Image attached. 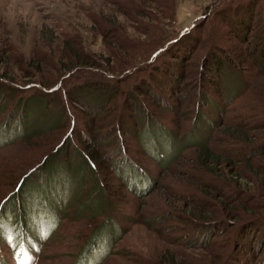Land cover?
<instances>
[{"label":"rangeland","instance_id":"rangeland-1","mask_svg":"<svg viewBox=\"0 0 264 264\" xmlns=\"http://www.w3.org/2000/svg\"><path fill=\"white\" fill-rule=\"evenodd\" d=\"M155 1L0 0V69L7 72L0 77L2 85L20 86L21 97H36L58 86L51 91L50 97H54L59 104L55 107L53 102L50 103L48 113L55 108L65 109L64 119H61L63 126H44L41 131L39 118L34 121L29 135L15 136L11 141L8 136H4L5 140L0 139V202L9 198L20 181L56 149L60 157L67 152L66 164L79 162L78 155L85 154L91 158V153H94V169L104 189L98 191V196L107 197L110 202L106 215L102 212L103 208L93 214L95 203L91 202V198L97 193L91 192L92 176L83 172L84 176L80 178L74 170H71L72 175L64 173V181L60 182V186L59 182L56 183L58 192L53 187V181V189L45 199L33 195L27 209L29 213H23L25 221L22 217L10 215V211L3 215L0 221V264H75L77 255L95 227L110 219L109 222L113 221L116 229L123 230V233L113 240L117 234L114 230L111 238L101 241L99 249L89 253V261L85 259V264H233L231 260L226 263L230 255L239 254L246 262L251 261L252 255L255 261L264 255V245L257 247L254 243L252 253L249 252L251 254L236 251V221L225 212L238 205L231 200L227 202L225 198L216 199L208 184L198 183L196 175L204 172L194 162L195 146L184 148L175 162L165 160V163H159L144 153V147L136 137L124 136L130 158L154 179L144 192L139 193L129 188L128 179L117 175L108 140L97 145L99 139L88 140L78 135L80 129L82 131V123L86 126L85 120L87 130L90 129V120L76 117V106L69 103L63 88L86 77L81 78L74 73L63 79L66 74L61 75L59 55L62 51L66 53L64 44L78 38L85 51L100 58L103 68L98 73L103 74L101 77L109 76L111 72L117 80H121V76L128 75L129 80L124 81L123 87L126 85L127 89H131L132 79L140 74L138 71L145 66L150 53L169 37H176L189 28L193 36L200 37V42L195 45L185 69L191 65L200 68L211 42L220 49H229L228 44L233 42L228 40L231 29L221 18L225 13L223 8L229 3L240 4L245 0ZM257 3L256 13L263 7V1L258 0ZM214 35L222 36V40L215 39ZM107 59L118 70H109ZM30 61H34L32 65H29ZM243 67V76L249 86L242 96L231 101L225 113H220L223 123L229 120L233 124L231 127L243 118L264 117V75L249 72L247 64ZM243 81L239 80L240 83ZM23 88L30 89L23 91ZM197 94L198 91H195L191 102L178 103L169 112L159 108L158 97L145 96V101L153 111L162 113L167 127L177 131L178 138L184 143L193 123L194 109L199 103ZM114 100L106 105V111L113 109L114 113L119 112L113 105ZM1 103L4 105L0 108V123L10 114L12 102L5 96ZM120 106L121 103L118 108ZM203 110L209 113L210 120L216 121L220 116L215 114L212 104ZM104 116H107L105 111L101 113V117ZM220 131L221 128L216 130L219 141L216 143L215 140L213 147L222 146L229 136ZM201 132L203 136L207 134L205 128ZM73 154L76 157L74 160L71 159ZM169 156L166 158L172 159L171 154ZM257 163H261L264 170V155L256 157L251 165ZM244 173L247 175L241 180L240 188L250 187L252 193L255 190L260 195L257 203L264 207V177L250 176L249 169ZM203 177L207 182L214 181ZM221 177L226 178L224 175ZM222 180L216 178V181ZM246 181L251 182L245 184ZM220 182H217V194L224 196L232 193V190L229 192L231 184ZM239 184L235 183L236 186ZM202 200L205 202L198 204Z\"/></svg>","mask_w":264,"mask_h":264},{"label":"trees","instance_id":"trees-1","mask_svg":"<svg viewBox=\"0 0 264 264\" xmlns=\"http://www.w3.org/2000/svg\"><path fill=\"white\" fill-rule=\"evenodd\" d=\"M147 1L156 2L155 0ZM259 1H263V7L257 13L255 6L258 4V0H251V2L245 0L241 1L240 4L228 2L229 5L223 8L225 13L221 15V18L230 27L231 34L228 40L229 43L233 42L232 45L228 44L229 49L224 47L220 49L211 42L208 54L202 60L200 68L197 65H191L185 69L195 45L200 42V37L196 34L193 36L192 31H190L191 28H189L178 33L176 37H169L163 45L150 53L148 60L144 63L145 66L138 71L140 74L132 79L131 89H127L126 85L123 87L124 81L129 80L128 75L121 76V80H117L111 72L108 73L109 76L101 77L103 74L98 73L102 67L99 63L100 58L85 51L78 38L64 44L66 53L62 51L59 55V60L62 63L61 75L66 74L63 79L74 73L81 78L82 76L86 77L83 80L79 79V82L69 83L63 88L64 93L67 92L69 103L71 102L77 107L73 106L77 111L76 117L82 119L83 116L90 120L88 124L90 129L87 130V121L85 120L86 126L82 123V131L80 129L78 135L81 134L83 138L88 140L99 139L97 145H100L103 140H108L107 142L112 147V158L117 175L128 179L129 188L139 193L144 192L149 187V183L154 182V179L130 158L124 136L133 135L136 137L141 147H144V153L159 163H165V160L175 162L181 157L184 148L195 146L194 162L204 172L201 175H196L198 183L206 186L208 184L216 199L218 197L225 198L227 202L231 200L238 205V207L231 206L223 212L226 211L225 213L236 221L235 237L238 238L236 251H239L240 254L252 253V243L257 247L264 245V207H261L260 203L256 201L260 195L254 189L253 194L250 187L248 189L247 186L240 188L241 180L247 175L244 173L246 169H249L252 177H264L261 163L251 165L256 157L264 155V117L243 118L231 127L233 124L229 120H225L223 123V119H220L223 116L220 113H225L231 101L242 96L249 86L248 81L243 76V64H247L246 69L249 72L264 75V0ZM167 6L170 8L168 3ZM219 13L218 17L220 18ZM214 37L217 40H222V36L214 35ZM107 61L109 70H118L111 60L107 59ZM33 62L30 61L29 65H32ZM95 68L96 70H93ZM0 72H2L0 73L1 78L7 73L3 68L0 69ZM239 77L244 80L242 83L239 82L241 80L238 79ZM159 82L160 84H158ZM2 84L3 82L0 81V108L1 105H4L1 102L5 96H8L12 104L10 114L0 123V139L5 140L8 136L11 141L15 136L29 135L30 129L34 127V121L39 118V123H41L38 127L41 131L46 127H52L53 124L55 126L64 125V121L61 122V119H64L63 112L65 109L55 108L54 113L53 111L48 113L50 103L53 102L55 107L59 104V101L57 103L54 97H50L51 91H54L58 86L43 91L36 97H21L19 94L21 93L19 91L20 86L8 84L4 86ZM31 88L33 89V87ZM40 88L36 89L40 90ZM28 89L23 88L22 90ZM195 91H198L199 103L196 104V109L193 112V123L185 135L184 143H182L178 138L177 131H172L167 127L164 118L161 117L162 113L153 111L150 104L145 101V96L158 97L159 108L169 112V110L175 109L178 103L186 100L191 102L195 96ZM18 97L22 99L18 100ZM14 98L15 100H12ZM114 98L113 105L119 110L118 113H114L113 109L108 111L105 109L106 105H109ZM119 103L121 106L118 108ZM209 104H212L216 109V115L217 113L220 114L216 121L210 120L209 113H205L203 110ZM104 111L107 112V116L101 117V113ZM32 116L36 117L33 118ZM45 117L47 118L45 119ZM42 121H44L43 124ZM99 123L102 124L96 126ZM102 127L105 128L102 129ZM204 128L207 130L205 136L201 132ZM218 128H221V131L229 136L222 146L216 148L217 146L213 147L212 145L215 140L216 143L219 141L216 138ZM198 132L201 133L197 134ZM62 148L64 149L65 145ZM56 152H58L57 149L37 164L31 173L20 181L9 198L6 197L1 201L2 203L0 202V221L3 215L9 211L10 215L22 217V221H25L26 218L23 217V213H29L27 209H29L33 195H39L45 199L53 187L58 192L60 182L64 181V173L72 175L71 170H74L78 175L77 177L80 178L84 176L83 172L92 176L93 188L91 192L96 191L97 193L95 197L91 198V202L95 203V206L92 207V213L97 214L95 212H99L103 208V214H107V207L110 202L107 197L99 198L100 196H98V191L104 189L98 181L94 169L95 154L91 153V158L85 154L83 156L78 155L79 162L66 164L67 152L62 153L64 157L62 155L60 157V154L58 155ZM170 154L172 159H167L166 157ZM74 158L76 157L73 154L71 159L74 160ZM222 175L226 178L221 177ZM33 176L36 178L33 179ZM203 176L214 181L207 182ZM216 178L223 180L221 182L216 181ZM57 182H59V186H56ZM217 182L231 184L229 192L232 190V193L225 194V197L220 193L217 194L219 190ZM236 182L239 185L236 186ZM249 182L251 181H246L245 184ZM212 183H216L217 186ZM233 183L234 185H232ZM204 202L203 200L198 201V204L202 205ZM109 221H102L95 227L77 255L75 264H85L89 261L87 258L89 253L99 249L101 241L111 238L114 235V230L117 234L113 240L117 235L123 233V230L116 229L113 221ZM209 224H205V226ZM25 225L23 222V226ZM237 233H239L238 236ZM251 257H253L251 261L247 260L246 262V259H243L239 254L230 255L226 263L231 260L233 264H245V262L264 264V255L257 261L253 255Z\"/></svg>","mask_w":264,"mask_h":264}]
</instances>
